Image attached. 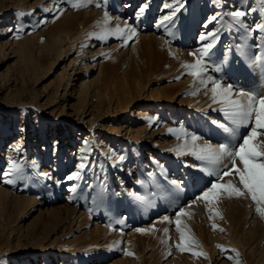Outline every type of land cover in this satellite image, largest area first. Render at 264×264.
I'll return each instance as SVG.
<instances>
[{"label": "rangeland", "instance_id": "1", "mask_svg": "<svg viewBox=\"0 0 264 264\" xmlns=\"http://www.w3.org/2000/svg\"><path fill=\"white\" fill-rule=\"evenodd\" d=\"M137 1L24 0L26 7L12 5L0 9V45L5 51L0 52V97L11 99L12 95L7 96L9 91L19 95L22 83L18 75L25 68L22 57L26 45L36 57L40 73L27 81L28 92L23 95L26 103L0 110V203L22 196L37 200L29 222L35 219L33 226L37 232L48 224L54 239L42 252L27 249L13 253L3 248L0 264H17L16 257L18 264H264V218L255 212L250 198H228L223 194L215 202L213 213L207 211V201L196 199L218 181L217 173L230 164L229 159L211 164L193 154V149L204 145L218 148L233 143L229 147L234 148L254 126L237 124L234 135L225 136L228 130H224L231 128V123L224 115L225 105L213 101V85L209 81L220 83L218 91L231 85V98L242 103H247L248 94L264 96V90L258 89L256 83L243 86L242 77L255 71L249 65L261 63L255 60L259 58L256 54L263 45L264 32L249 31L262 24L261 5L258 0H143L148 6L142 14L138 15L142 6H131V14L122 8L126 2L128 7ZM249 7L258 11L243 17V26L233 24L228 13L237 9L247 11ZM173 9L176 12L172 20L163 21L164 16L172 15ZM214 14L217 19L212 21ZM130 15L136 19L130 21ZM130 29H135L136 35H131ZM60 30L73 34L63 42L61 58L51 52V37ZM227 31H234L245 42L240 55L249 50L252 55L256 53L245 72L240 70L237 74L236 68L229 67L227 53L222 58L218 56L221 45L226 46L230 40ZM209 32L216 33V46L202 58L199 49L209 40L200 41L199 37ZM140 34L144 36L140 44L144 50L137 55L133 47ZM197 59H202L204 71L193 76L182 65L193 64ZM72 60L83 71L80 79L88 74L89 66V79L101 86L100 96L92 99L95 105L103 102L107 106L108 87L112 81L123 85L126 76L131 94H123L121 99L126 102L138 98L134 108H128L126 113L111 114L99 121V126L106 129H94L99 139L89 138V132H80L70 118L52 117L47 109L34 105L37 96L42 104L53 102L64 81V72L72 68ZM109 91L112 93L113 89ZM145 97H154L155 102L144 104ZM112 100L116 108L118 98ZM127 126L131 131H141L143 136V128L147 132L158 130L159 135L148 145L143 140L128 143L126 131H117ZM193 135L199 137L195 142ZM18 139L24 143L15 149L12 141ZM262 141L264 129H257L253 143ZM119 151V156L113 157ZM236 163L242 167L238 159ZM77 172L79 179H67ZM121 179L131 190L128 196L119 188ZM229 179L238 183L235 174L218 182L226 183ZM9 207L13 209L12 205ZM181 209L188 213L181 217L182 226L186 225L185 232L199 245L193 244L191 251L176 248L180 238L175 218ZM215 212L222 218L215 216ZM24 244L30 246L31 242L25 240ZM201 251L206 255H193Z\"/></svg>", "mask_w": 264, "mask_h": 264}, {"label": "bare ground", "instance_id": "2", "mask_svg": "<svg viewBox=\"0 0 264 264\" xmlns=\"http://www.w3.org/2000/svg\"><path fill=\"white\" fill-rule=\"evenodd\" d=\"M187 1V0H186ZM226 1V0H225ZM188 2V1H187ZM223 2V1H222ZM125 3V2H124ZM151 3V2H149ZM128 2H126L124 4V7L122 8H127L128 9V13L131 14V6H148L147 2H144L143 0H138L136 3H132L127 7ZM193 4V3H192ZM259 3H257L256 5H258ZM12 5H24L25 6V2L24 0H0V9H7L10 8ZM153 5V4H152ZM228 6V3L226 4ZM26 7V6H25ZM220 7V5L218 6ZM223 7V6H221ZM12 8V7H11ZM185 8V7H184ZM93 9V8H92ZM153 9V6L150 8ZM185 10V9H184ZM224 10V9H223ZM222 10V11H223ZM94 11V10H93ZM125 11V9H124ZM149 11V10H148ZM147 11V12H148ZM152 11V10H151ZM150 11V12H151ZM95 12V11H94ZM97 12V10H96ZM153 12V11H152ZM181 12V11H180ZM187 12V11H186ZM215 12V11H214ZM225 12V11H224ZM183 14V13H182ZM181 14V15H182ZM215 15V14H214ZM225 15V14H224ZM223 15V16H224ZM217 17V15H215ZM220 16V15H219ZM131 17V15H130ZM137 17V16H136ZM143 17V16H142ZM135 18V17H133ZM133 18L131 17L130 21L133 20ZM138 18V17H137ZM146 19V15H144L143 19ZM149 18V17H148ZM176 18V17H175ZM189 18V17H188ZM224 18V17H223ZM136 19V18H135ZM141 19V20H143ZM178 19V16H177ZM226 19V18H225ZM231 19V18H230ZM259 19H261V17H259ZM1 20V19H0ZM146 21V20H145ZM144 21V22H145ZM213 21V20H212ZM137 22V21H136ZM179 22V21H178ZM181 22V21H180ZM146 23V22H145ZM209 24L211 22H208ZM224 23V22H223ZM228 23V22H226ZM230 23V22H229ZM262 23H264V19H262ZM4 24V23H3ZM176 24V21H175ZM208 24V25H209ZM137 25V23H136ZM140 25V23H139ZM212 25V24H211ZM230 25V24H229ZM228 25V28H229ZM5 26V25H4ZM138 26V25H137ZM174 26V25H173ZM172 26V27H173ZM177 26V25H176ZM194 26V25H193ZM139 27V26H138ZM175 27V26H174ZM178 27H180L178 25ZM207 25L204 27L206 28ZM220 27V26H219ZM232 28V26H231ZM129 29V28H128ZM180 29V28H179ZM191 29V27H190ZM214 29V28H213ZM212 29V30H213ZM6 30V29H4ZM176 30V29H175ZM189 30V28H188ZM211 30V29H210ZM215 30V29H214ZM222 30V29H221ZM228 30V29H227ZM193 31V30H192ZM7 32V31H6ZM184 32H185V28H184ZM194 32V31H193ZM197 32V31H196ZM236 32V30H235ZM181 33V31H180ZM227 33L229 34V41L226 43L225 45H221L222 46V50L219 53V57L222 58L224 57L223 55H225L226 53L228 54L227 56V60L229 61V67L230 68H236L237 74L240 73V70H243L242 72H245V68H247L249 65V62H254L252 61V59L254 58L255 60V54L254 53L252 55L251 51L249 50V52L246 53V55H240L239 51L242 48V46L245 44V42L242 41V37L240 36L239 38L237 37L238 35L234 33V31H227ZM186 34V33H185ZM193 34V33H192ZM206 34V33H205ZM264 34V33H263ZM141 35V34H140ZM178 35V34H177ZM202 35V34H201ZM241 35V34H239ZM243 35V34H242ZM166 36V35H165ZM180 36V35H178ZM72 38L73 34H69V31L66 30H60L58 32V34L52 36L51 38V44H52V50L51 52L56 54V56L58 57H62L61 55L63 54V42L68 39V38ZM144 36L141 35L140 37H138V41L137 44L134 48V52L137 53V55H140L141 51L144 50L143 47L140 46V44H142V38ZM183 37V36H182ZM195 39V35L193 36ZM224 37V36H223ZM260 37V36H259ZM263 39H264V35H262ZM179 38V37H178ZM182 39V38H181ZM180 39V40H181ZM222 39V38H221ZM260 39V38H259ZM12 40V38H11ZM10 40V41H11ZM246 40V39H245ZM9 41V40H8ZM199 41V40H198ZM220 41V39H219ZM182 42V41H181ZM256 42V41H255ZM194 43L195 42L194 40ZM249 43V42H247ZM257 43V42H256ZM200 44V42L198 43ZM197 44V45H198ZM222 44V43H221ZM193 46V45H192ZM216 46V45H215ZM252 46V45H251ZM261 46V45H260ZM220 47V45H219ZM216 48V47H215ZM218 48V47H217ZM216 48V49H217ZM215 49V50H216ZM243 49V48H242ZM252 50V49H251ZM4 51V47H1L0 45V52ZM219 51V50H218ZM242 51V50H241ZM257 57L255 62L259 59V61H261V63H259V66H254V65H249V67H251V69L255 70L253 72L247 73V75H243V79H244V85L243 86H252L256 83L257 88L260 89L259 87H262V89L264 90V42L261 48H259L257 50ZM5 52V51H4ZM222 52H225L224 54H222ZM255 52V51H254ZM214 53V52H213ZM217 53V52H216ZM214 57V56H213ZM203 58V57H202ZM207 58V57H206ZM76 59V58H74ZM217 59V58H216ZM7 59L5 58V61ZM22 60L25 64V68L22 72L19 73L18 78H19V82L22 83V88L20 90L19 95L15 94L13 95L12 92H8L7 96H11V99L9 97H7L6 99L1 98L0 97V110H3L5 107H11V106H19L23 103H26V101L23 98V95L26 94L28 92V87H27V81L32 79L33 76H37L39 75V71L38 68L36 66V57L34 56V54L31 52L29 45H26L24 48V57H22ZM209 61V59H207ZM214 60V59H213ZM218 60V59H217ZM207 61V63H208ZM221 61V60H220ZM249 61V62H248ZM258 61V62H259ZM214 63V62H213ZM220 63V62H219ZM72 68L70 69V71L64 72V81L59 85V87L56 90V97L54 98L52 103H41V97L37 96L35 97V103L34 105H38L39 109L40 107L43 109H47L48 110V114L52 117H68L71 119V124L72 123H76V125L79 127L80 132H89L91 134V137H89V135L87 137L92 138V139H99L100 137L96 134V132L94 131V129L97 128V126L99 127L97 130L100 131H106V129H104L102 126H99V121L102 120V118H105L108 115L111 114H117V113H121L124 114L128 111V108H134V104H137L135 102H137L138 98H131L130 100L123 102L122 95L123 94H128L130 95V85L128 83V78L127 76L125 77V82L123 85H119L117 82L112 81L110 87H108L109 89H107V93H106V100H107V106H104V103L102 102V104L99 105H95V102H93V98L95 97H99L100 93H101V86L99 84H97L96 82L90 80V72H91V68H89V66L87 67V75L83 76L82 79H80L79 76H81V73H83L82 69L80 68L79 64H77V62L75 60H72L71 63ZM82 64V63H81ZM251 64V63H250ZM215 65H217L215 63ZM221 65V63L219 64V66ZM87 66V64H86ZM248 67V68H249ZM212 69V68H211ZM226 69V68H225ZM229 71V70H228ZM249 71V70H248ZM247 71V72H248ZM85 72V71H84ZM231 72V71H230ZM229 74V73H228ZM83 75V74H82ZM231 75V74H230ZM243 81V80H242ZM241 83V82H240ZM256 87V86H254ZM253 87V89H254ZM249 88V87H248ZM255 88V89H257ZM113 89V92L110 93L109 90ZM252 89V88H250ZM252 89V90H253ZM247 90V89H246ZM262 90V91H263ZM245 91V90H244ZM243 91V92H244ZM250 91V90H249ZM264 93V92H263ZM116 97L118 98V106L115 108L113 107V98ZM127 97V96H125ZM154 97H148L144 99V104H148L150 100H153ZM154 101V100H153ZM170 101H173L172 99ZM155 102V101H154ZM170 103V102H169ZM172 103V102H171ZM180 103V102H179ZM168 104V103H167ZM151 105V104H150ZM155 105V104H154ZM169 105V104H168ZM178 105V104H177ZM179 106V105H178ZM155 107V106H154ZM177 107V106H176ZM157 108V107H155ZM22 109V108H21ZM159 109V108H158ZM182 109V108H181ZM193 109V108H192ZM71 110V113H69ZM175 111V110H174ZM184 112V111H183ZM197 113V111H195ZM143 113V112H142ZM193 113V112H192ZM199 113V112H198ZM178 114V113H177ZM188 115V114H186ZM195 115V114H194ZM199 115V114H197ZM122 116V115H121ZM126 116V115H125ZM123 117V116H122ZM197 117V116H195ZM1 118H4V116L1 115ZM31 119V118H30ZM33 119V118H32ZM29 120V119H28ZM12 121H14V119H12ZM33 121V120H32ZM32 121H30L29 125H31ZM61 123V122H60ZM166 123V122H165ZM231 123V128L228 129L227 132H225V136H228L229 134L231 135V133L236 132L234 131L237 130L235 127L237 124L233 123L230 120ZM9 124V123H8ZM37 124V123H36ZM63 124V123H62ZM61 124V125H62ZM124 125V124H123ZM163 125H165L163 123ZM162 125V126H163ZM230 125V124H229ZM27 126V125H26ZM69 126V125H68ZM126 126V125H125ZM238 126V125H237ZM32 127V126H31ZM36 127V126H35ZM34 127V128H35ZM121 127V126H119ZM63 128V127H62ZM65 128V127H64ZM228 128V127H227ZM239 128V127H238ZM78 129V128H77ZM117 131H126L125 136H127L126 138L124 137V139H126V141H128V143H137L139 142V140H143L146 143L145 144H150V142L152 143L153 138L157 137L159 135V131H146L145 128H143L145 135L143 136L141 133V131H131V129L127 126V127H122V128H117ZM159 129V128H158ZM163 129V128H162ZM34 130V129H33ZM37 130V129H36ZM71 130H73V127L71 126ZM58 131V130H57ZM115 131V129L113 130ZM225 131V130H224ZM68 132V131H67ZM73 132V131H72ZM119 132V134L121 133ZM28 133V132H27ZM32 133V132H30ZM25 134V133H24ZM23 134V135H24ZM112 134V132H111ZM33 135V133H32ZM61 135V133H60ZM229 135V136H230ZM234 135V133L232 134ZM231 135V136H232ZM57 136V135H56ZM67 136V135H66ZM124 136V135H123ZM228 136V137H229ZM230 136V138H231ZM122 137V136H121ZM144 137V138H143ZM25 137H23L24 139ZM61 138V137H59ZM229 138V139H230ZM123 139V138H122ZM62 140V138H61ZM79 140V139H78ZM89 140V139H88ZM0 141H1V136H0ZM24 141V140H23ZM22 141V139H18L17 141L14 140L13 142V147L16 149L18 147H20V145H22L24 142ZM155 141V140H154ZM34 142V141H33ZM91 142H93L91 140ZM67 144V143H66ZM95 144V143H94ZM25 145V144H24ZM127 145V142H126ZM131 145V144H130ZM138 145V144H137ZM230 145H234L233 143ZM229 145V146H230ZM39 146V145H38ZM97 146V145H96ZM139 146V145H138ZM137 146V147H138ZM82 147V146H81ZM233 146H231L232 148ZM34 148V147H33ZM108 148V147H107ZM28 149V148H27ZM82 149V148H81ZM81 149L79 151H81ZM92 149V148H91ZM105 150V148H104ZM150 150V149H149ZM106 151H108V149H106ZM105 151V152H106ZM110 152V151H109ZM144 152V151H143ZM2 153V152H1ZM121 152L119 151L115 156L113 155V157H118L119 154ZM157 153V152H156ZM110 154V153H109ZM82 157V156H81ZM148 157V156H147ZM146 157V158H147ZM154 158V157H153ZM109 159V158H108ZM125 159V156H124ZM123 159V160H124ZM138 159V158H137ZM149 159L152 160V157L149 156ZM122 160V161H123ZM229 161V160H228ZM112 162V161H111ZM129 162V161H127ZM140 163V161H139ZM155 163V162H154ZM228 163V162H227ZM123 164V163H121ZM230 165V164H229ZM129 166V165H128ZM154 166V165H153ZM156 166V163H155ZM158 166V165H157ZM121 167V166H120ZM119 167V169H120ZM139 167V166H138ZM123 170V168H122ZM116 171V170H115ZM118 171V170H117ZM127 173V172H126ZM125 175V174H124ZM120 178V177H119ZM118 178V179H119ZM116 179V178H115ZM128 180V179H127ZM132 180V179H130ZM137 182V181H136ZM118 183V182H117ZM119 184V188L124 191V195L126 194L128 196L129 189L126 188L127 184H125V181H123L122 179L120 180ZM126 185V186H125ZM140 185V184H139ZM46 187V186H45ZM43 190V189H42ZM134 190V189H133ZM122 194V193H120ZM126 197V196H125ZM35 198V196H34ZM129 198V197H128ZM37 202V200H34L30 197H17L14 200H12L11 202L8 201H3V203H0V205L3 207V209L0 211V251H2V249H7V251L16 253V252H24V250L27 249H33V250H43L45 248H48V246H51V244L54 243V239L50 230V226L48 224H45L41 229H39V232H37L35 230V226H33V224L36 222L35 219L32 222H29L31 220V217L34 215L35 212V206L34 204ZM132 202V199H131ZM129 204V203H128ZM10 205L13 206V209L11 210V208L9 207ZM31 205L30 209H26V206ZM25 240H30L31 245L27 246V244H24ZM263 240V239H262ZM42 252V251H41ZM50 252V251H49ZM57 252V251H56ZM50 254V253H49ZM21 255V254H19ZM25 255V254H24ZM23 256V255H22ZM41 256V255H40ZM46 256V255H45ZM14 259V258H13ZM17 259V257H16ZM15 262H17V264L20 262V260H16ZM28 259V258H27ZM39 259V258H38ZM37 259V260H38ZM34 262V261H33ZM37 263V262H36ZM16 264V263H15ZM239 264V263H238Z\"/></svg>", "mask_w": 264, "mask_h": 264}, {"label": "snow or ice", "instance_id": "3", "mask_svg": "<svg viewBox=\"0 0 264 264\" xmlns=\"http://www.w3.org/2000/svg\"><path fill=\"white\" fill-rule=\"evenodd\" d=\"M261 5L259 11L264 12V0H258ZM73 7H79V5L73 4ZM167 8H171L170 4L164 5ZM146 6H142L139 10V14H142ZM255 7H249L247 11L245 10H234L228 13L233 24L238 26H243L242 18L247 16L252 12H257ZM176 9H173L172 15L164 16L163 21L172 20L175 16ZM212 20H216L217 17L213 16ZM161 21V23H163ZM211 22V21H209ZM258 30L264 32V23L255 25L254 29H249V31ZM119 31V29H118ZM131 35H136L135 29H130ZM102 38V37H101ZM215 32H209L206 35H201L199 37L200 41L209 40V43L204 45L199 49L201 57L207 56L209 50L214 47L217 40ZM191 55L196 56L197 53H192ZM184 68L189 70V74L193 76H199L201 72L204 71L202 59H197L193 64H184ZM212 83V99L214 102H221L225 105L223 109L224 115L231 120L233 123L238 125H248L253 123L254 126L250 129V133L242 138V142L234 148H230L227 144H221L218 148H214L212 145H204L198 149H193V154L201 161H208L211 164H218L224 160L225 157L229 159L230 166L225 165L224 169L217 173L218 181L223 179V177H232L235 174L238 177V183H233L232 179H229L226 183L212 182L210 187L202 192L200 196L196 199L208 202L207 211L209 213L214 212L215 202L223 195L226 194L228 198H250L253 202L252 206L255 208V212L258 213L262 218H264V141L253 143L257 136V129H264V96H253L248 94L247 103H242L239 100L232 99V87L228 85L227 88L222 91L220 89V83L218 81H209ZM201 83L205 81L201 80ZM240 95H245L241 92ZM222 99L218 100L217 98ZM221 128H225L223 124L219 125ZM228 129L225 128V131ZM192 141L195 142L199 137L193 135L191 137ZM123 159V158H121ZM237 159L242 164V167L237 166ZM84 165H81L83 168ZM210 175L213 173H209ZM67 179H79V173L70 175ZM8 183H14L13 180H8ZM188 213L183 209L176 213L175 218V229L179 234V242L176 244V248L180 251H191L192 245L198 243L194 238L185 232L186 225L182 226L181 217L187 216ZM215 216H220L219 212H215ZM169 221L168 217L164 218ZM209 219H213L210 216ZM213 229H216V225L213 223ZM140 232H144V229H138ZM223 231V229H221ZM165 235H167V229H165ZM219 247V246H218ZM226 251V250H225ZM233 251H235L233 249ZM132 255V253H126ZM193 255L205 256L206 254L201 252H193ZM239 256V253H237ZM238 264V262H237Z\"/></svg>", "mask_w": 264, "mask_h": 264}]
</instances>
